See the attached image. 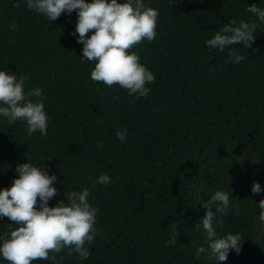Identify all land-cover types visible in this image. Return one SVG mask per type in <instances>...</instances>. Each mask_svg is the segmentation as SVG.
I'll return each instance as SVG.
<instances>
[{"label": "trees", "instance_id": "obj_1", "mask_svg": "<svg viewBox=\"0 0 264 264\" xmlns=\"http://www.w3.org/2000/svg\"><path fill=\"white\" fill-rule=\"evenodd\" d=\"M145 3L159 12L157 36L132 51L156 79L150 94L136 99L91 79L95 62L80 57L83 45L73 34L76 10L50 22L24 0H0V69L26 75L25 91L41 88L31 99H43L50 116L46 136H29L24 122L0 117V190L18 178V165L41 158L58 177L50 207L89 189L99 209L91 256L80 260L65 248L55 254L61 264H216L215 257L196 258L208 245L201 222L211 195L232 191L216 234L240 233L244 241L239 254L230 250L218 264H264V222L257 219L264 191H251L254 182L264 189V23L247 11L264 8V0ZM230 21L258 25L249 48L230 46L244 56L238 64L229 49L205 47ZM123 128L129 134L121 142L116 132ZM101 173L110 186L96 182ZM10 224L0 217V233ZM172 236L176 243L168 245Z\"/></svg>", "mask_w": 264, "mask_h": 264}, {"label": "clouds", "instance_id": "obj_2", "mask_svg": "<svg viewBox=\"0 0 264 264\" xmlns=\"http://www.w3.org/2000/svg\"><path fill=\"white\" fill-rule=\"evenodd\" d=\"M24 2L28 10L42 14L50 22L62 13L71 15L76 10L78 20L73 34H79L77 42L83 45V55L80 57L95 62L91 79L109 87L119 85L128 90L129 95L135 94L136 99L150 94L151 88L147 85L155 83V74L141 62L138 52L132 51L143 40L152 42L157 36L159 12L147 6L145 0H125L124 3H118V0ZM247 11L264 23V8L253 5ZM15 26L13 22L11 27L14 29ZM257 27L254 22L241 21L236 26L235 21H230L205 41V47L220 52L229 49L231 62L238 64L244 60V56L230 46L244 44L249 48L255 40ZM91 30L94 31L89 36ZM27 79L24 74L18 76L0 69V117L6 118L9 125L24 122L29 136L37 131L46 136L50 116L44 100L31 99L41 97L42 89L35 87L25 91ZM128 134L127 128L117 129L116 132L121 142L126 141ZM42 161L47 160L41 158L38 163L29 160L18 165V178L14 179L10 188L0 190V217L7 216L14 222L7 232L0 233V264L3 261L9 264H33L37 260L49 259L52 264H61L55 254L65 248L69 250V255L75 253L80 260H87L91 256L88 245L98 232L95 225L99 209L89 203V189L69 192L66 201H59L56 206L50 207L49 201L59 191L54 186L58 177L50 174V169L42 166ZM96 182L110 186L113 181L107 173H101ZM251 191L260 194L264 189L259 182H254ZM230 198L232 191L217 190L206 202L207 212L201 223L207 233L208 245L197 249V259L201 255L209 259L215 257L218 264L227 260L230 250H235L237 254L242 251L244 240L240 233H227L220 238L216 234L215 226L220 222L218 217L227 215L231 207ZM258 206L260 212L257 219L264 222V200ZM166 243L174 245L175 237H170Z\"/></svg>", "mask_w": 264, "mask_h": 264}]
</instances>
